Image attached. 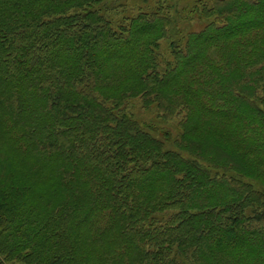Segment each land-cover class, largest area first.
Segmentation results:
<instances>
[{"label": "trees", "instance_id": "trees-1", "mask_svg": "<svg viewBox=\"0 0 264 264\" xmlns=\"http://www.w3.org/2000/svg\"><path fill=\"white\" fill-rule=\"evenodd\" d=\"M108 1L0 0V264H264V0Z\"/></svg>", "mask_w": 264, "mask_h": 264}, {"label": "rangeland", "instance_id": "rangeland-1", "mask_svg": "<svg viewBox=\"0 0 264 264\" xmlns=\"http://www.w3.org/2000/svg\"><path fill=\"white\" fill-rule=\"evenodd\" d=\"M207 2L209 0H200ZM108 6L112 7L106 12L105 16H111L114 22L122 21L124 17L137 14L139 11L152 10L162 5L164 9L169 8L174 20L175 32L181 33L197 32L201 30L212 18H204L201 13H195L200 7L198 0H109ZM199 10V9H198ZM162 43L163 53L168 54V41ZM138 99L129 100V112L140 123L153 125V133L163 139V133H169L174 138L178 131V122L180 117L163 122L157 117L154 107L149 110L145 109ZM167 143V142H166ZM171 143H167V146ZM257 182L258 188L264 190V178ZM260 184V185H259ZM5 264H22L20 261H12Z\"/></svg>", "mask_w": 264, "mask_h": 264}]
</instances>
